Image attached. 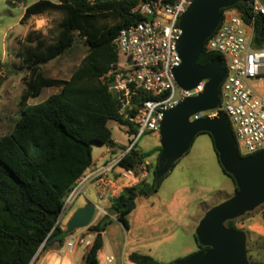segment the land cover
Masks as SVG:
<instances>
[{"label": "trees", "instance_id": "1", "mask_svg": "<svg viewBox=\"0 0 264 264\" xmlns=\"http://www.w3.org/2000/svg\"><path fill=\"white\" fill-rule=\"evenodd\" d=\"M13 1L8 0V4L13 5ZM147 1L41 0L26 7L22 24L32 16L52 12H61L64 17L53 42L49 43L39 31H31L18 41L17 55L29 70V79L20 98L21 115L13 131L0 138V264H31L41 249L55 244L63 247L71 235L60 227L59 220L66 197L92 167L93 147L116 148L110 122L129 126V135L137 133L120 115V104L109 90L111 79L107 75L118 61L114 40L120 31L140 20L135 11ZM23 3L25 0H18L17 4ZM246 6L238 4L235 8L248 21L252 15ZM255 25L259 35L261 19L257 18ZM76 37L89 48L80 67L69 80L45 77L41 67L69 51ZM215 60L221 57L203 52L198 65L207 66ZM46 88H57L59 92L42 103L28 105L30 99L40 97ZM205 135L212 140L209 134ZM161 150L160 147L159 154ZM146 160L147 156L133 149L120 166L138 172ZM157 166L158 162L151 182L129 187L113 200L116 219L125 228L137 199L156 194L170 175L171 172L157 182L154 176ZM222 171L232 180L236 192L233 178L223 168ZM262 217L264 220V212ZM110 218L92 227L96 237L85 254L84 264H98V254L104 247L103 232L110 225ZM234 222H227L226 226L238 230ZM207 250L199 246V252ZM130 260L134 264H161L137 253Z\"/></svg>", "mask_w": 264, "mask_h": 264}, {"label": "built area", "instance_id": "2", "mask_svg": "<svg viewBox=\"0 0 264 264\" xmlns=\"http://www.w3.org/2000/svg\"><path fill=\"white\" fill-rule=\"evenodd\" d=\"M193 1L143 2L135 11L140 20L120 31L114 40L118 61L107 75L111 79L109 90L120 104V115L140 136L159 133L165 111L205 91L206 80L192 90H184L174 77V70L181 64L178 50L182 35L180 21ZM239 4L251 9L252 18L246 21L235 7L225 9L220 24L203 49L208 55L220 56L226 70L220 87L219 106L214 111L199 113L191 120L224 113L239 155L249 157L264 151V95L257 94L251 87L253 82L264 79V43H260L264 39L261 36L264 30V0H243ZM257 18L262 23L259 35L255 25ZM129 137L132 144L120 157L99 169L89 170V174L81 178L66 197L64 211L85 194L84 186L87 184L95 183L102 195L109 192L117 198L120 189L147 181L150 177L147 161L138 172L123 169L121 174L115 175L116 179L109 177L120 166L122 159L135 149L139 137L135 134ZM97 216L96 211L92 224L86 229L96 226ZM70 235L65 242L64 253L73 254L79 247H88L83 235L76 234V231Z\"/></svg>", "mask_w": 264, "mask_h": 264}, {"label": "water", "instance_id": "3", "mask_svg": "<svg viewBox=\"0 0 264 264\" xmlns=\"http://www.w3.org/2000/svg\"><path fill=\"white\" fill-rule=\"evenodd\" d=\"M243 0H194L182 15V35L178 44L181 64L174 70L180 88L192 90L207 81L205 91L185 99L178 106L164 112L160 126L161 153L155 170L158 182L166 177L175 164L191 149L201 134L212 137L221 167L237 187L234 195L209 209L200 220L196 238L200 246L208 248L176 264H250L247 258V235L226 226L264 205V151L249 157L239 155L236 140L227 116L220 112L215 117L192 121L199 113L214 111L220 103V87L226 75L220 60L207 66L198 65L205 42L220 24L222 10L235 7ZM246 9V8H245ZM261 36H264V30ZM97 208L89 204L77 210L67 226V234L88 228ZM111 216L117 211L112 210Z\"/></svg>", "mask_w": 264, "mask_h": 264}, {"label": "rangeland", "instance_id": "4", "mask_svg": "<svg viewBox=\"0 0 264 264\" xmlns=\"http://www.w3.org/2000/svg\"><path fill=\"white\" fill-rule=\"evenodd\" d=\"M39 1L41 0H25L24 5H20L17 4L18 0H14L13 5H9L8 0H0V138L13 131L21 115L20 98L27 87L26 82L29 79V70L23 66L17 55L20 48L18 41L24 40L31 31H39L47 38L49 43L53 42L60 30L59 23L64 17V14L61 12H52L41 16H32L26 24H22L21 20L25 14V8ZM49 1L57 3L58 0ZM88 52L89 48L84 40L76 37V42L69 51L41 67L42 73L48 78L69 80L80 67ZM251 87L257 94L264 95V79L253 82ZM57 92H59L57 88H46L40 97L30 99L28 105L32 106L42 103ZM109 129L111 130L116 148L111 149L107 146L95 145L93 147L95 162L99 158H106L107 150H109L108 160H114L120 157L123 151H126L132 144V138L128 134L129 126L110 122ZM135 135L139 137L137 138L135 150L147 156L149 162L154 163L158 156V150L161 147L160 134L152 132L145 133L142 136L138 133ZM213 151L214 145L211 138L205 134L199 135L188 154L190 157H196L199 164L198 168H196L195 172L187 175L186 171L179 167L171 178L174 181H180L182 186H187L191 189L184 196L186 199L182 214L186 218V221L189 220V217L202 213L206 207L213 208L221 204L235 193V187L230 178L224 175L221 170H218L217 174H214L210 170L208 159L210 157L211 159L217 158L215 151ZM213 153L215 156H213ZM122 171L123 168L119 166L114 172L110 173L109 177L116 179L115 175L121 174ZM88 174L89 171L85 176ZM151 181L150 179L149 182ZM165 181L163 188L158 193L137 200L138 210L131 218L134 219L135 233L139 230V224L142 219L153 222L156 219L170 217L166 204L170 203L172 197L166 190L168 180ZM195 182H197V185ZM213 188L216 189L213 190ZM218 191L221 193L219 194ZM89 194L93 198V203L107 202V200L100 198L95 187L89 191ZM263 212L264 205L234 220L235 228L245 232L247 235V258L253 264H264ZM105 234L109 238L120 240L115 226L108 225ZM89 240L92 241L93 237ZM185 242L186 239L184 237V244Z\"/></svg>", "mask_w": 264, "mask_h": 264}, {"label": "crops", "instance_id": "5", "mask_svg": "<svg viewBox=\"0 0 264 264\" xmlns=\"http://www.w3.org/2000/svg\"><path fill=\"white\" fill-rule=\"evenodd\" d=\"M108 152L109 150L106 151V158H99L97 162H95L93 158V164L90 168V171L99 169L104 164L111 161L108 160ZM157 154L158 156L154 163L146 160L150 164V177L147 179V182L150 181L153 168L158 162L160 154L159 152ZM188 154L189 152L176 163V166L171 171V174L165 179L168 180V187L166 188V190L172 197L170 203L166 204L167 210L170 213L169 218H160L156 219L153 222H148V220L142 219L141 223L139 224V230L135 233L134 230L136 229L133 222L134 219L131 218L133 214L138 210L137 202L136 208L126 218L128 227L125 228L116 219V216L110 215V212L113 210V200L116 198H113L109 192H106L102 195L100 191H98L96 184L91 183L84 186L85 194H82L80 197H78L74 201V203L62 213L59 220L60 227L64 231H66L68 223L73 217L74 213L89 204H93L97 208L98 216L95 225L105 220L108 216L111 217L110 225L115 226L117 236L120 237V240L118 241L117 239L115 240L106 236L105 233L107 228L105 229V231L103 232L104 247L98 254V264H134L130 260V256L134 253L150 256L161 264H170L184 260L198 253L200 245L196 240V229L200 220L211 208L206 207L202 213L195 214L189 217V220L186 221V218H184L182 214L186 199L184 196L191 189L187 186H182V184H180V181H174V179H171L174 172H176L177 168L179 167L186 171L187 175L195 172L196 168H198L199 164L196 157H190V155ZM215 155L213 153V156ZM208 162L210 164L209 168L210 170H212V172H214V174H217L218 170H221V172L223 173L218 157H214V159H211L210 157V159H208ZM165 180L162 182L159 191L163 188L166 182ZM195 184L197 185V182H195ZM93 187L96 188L97 192L100 195V198L103 200H107L108 203L92 202L93 198L90 196L89 191ZM125 189L127 188L120 189V194L123 193ZM215 189L216 188H213V190ZM220 193L221 192H219V194ZM139 198L144 199L146 197L142 196ZM91 229L92 228L76 231V234H81L83 235V237H85V241H87L89 244L88 247H79L75 253L68 254L64 253V246L59 247L58 244H55L53 247L47 248L45 250L41 249L31 264H84L85 254L94 243L96 237V234ZM91 237H93L92 241L89 240ZM184 237L186 239L185 244ZM69 238L70 236L67 237L66 241Z\"/></svg>", "mask_w": 264, "mask_h": 264}]
</instances>
